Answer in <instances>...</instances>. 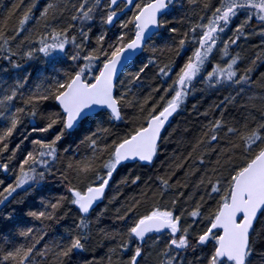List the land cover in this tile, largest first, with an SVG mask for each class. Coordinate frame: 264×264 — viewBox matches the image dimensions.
I'll list each match as a JSON object with an SVG mask.
<instances>
[{"label":"snow or ice","instance_id":"snow-or-ice-1","mask_svg":"<svg viewBox=\"0 0 264 264\" xmlns=\"http://www.w3.org/2000/svg\"><path fill=\"white\" fill-rule=\"evenodd\" d=\"M256 35L264 0L0 11V264H264V52L237 51ZM197 91L227 94L168 154Z\"/></svg>","mask_w":264,"mask_h":264},{"label":"trees","instance_id":"trees-1","mask_svg":"<svg viewBox=\"0 0 264 264\" xmlns=\"http://www.w3.org/2000/svg\"><path fill=\"white\" fill-rule=\"evenodd\" d=\"M14 2L15 0H0V11H3L5 8H10ZM40 3L44 4L46 0H40ZM237 51L241 55V70H243L244 67L248 66L250 60L255 58L257 53L264 52V42H262L260 36H252L247 41H242L241 47ZM262 73H264V62L258 61L252 75L259 77ZM226 94V91H197L195 95L189 96L185 110L176 115L170 123V126H168L169 141L165 145L168 154H171L176 149H184L194 139L202 123H206L205 118L200 116L199 113L209 110L211 106L219 103ZM193 105H196L195 109H193ZM62 223L64 227L70 226L72 219H68ZM103 225L107 227L114 226L111 219H105ZM61 231H63V228H61ZM107 243L108 241L99 238L94 239L90 245L91 251L85 253L84 256H103L106 251L104 245Z\"/></svg>","mask_w":264,"mask_h":264},{"label":"bare ground","instance_id":"bare-ground-1","mask_svg":"<svg viewBox=\"0 0 264 264\" xmlns=\"http://www.w3.org/2000/svg\"><path fill=\"white\" fill-rule=\"evenodd\" d=\"M174 118V117H173ZM173 120V119H172ZM172 122V121H171Z\"/></svg>","mask_w":264,"mask_h":264},{"label":"water","instance_id":"water-1","mask_svg":"<svg viewBox=\"0 0 264 264\" xmlns=\"http://www.w3.org/2000/svg\"><path fill=\"white\" fill-rule=\"evenodd\" d=\"M173 119V118H172ZM172 119H171V121H172Z\"/></svg>","mask_w":264,"mask_h":264}]
</instances>
